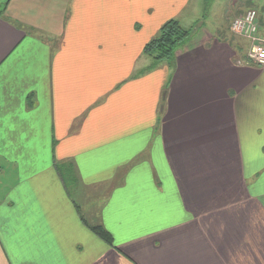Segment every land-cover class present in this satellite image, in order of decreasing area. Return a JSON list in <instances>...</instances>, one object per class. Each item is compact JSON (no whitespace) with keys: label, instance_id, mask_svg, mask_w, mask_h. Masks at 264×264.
I'll return each mask as SVG.
<instances>
[{"label":"crops","instance_id":"1","mask_svg":"<svg viewBox=\"0 0 264 264\" xmlns=\"http://www.w3.org/2000/svg\"><path fill=\"white\" fill-rule=\"evenodd\" d=\"M190 4L0 0V264H264L249 41L202 33L147 70Z\"/></svg>","mask_w":264,"mask_h":264},{"label":"rangeland","instance_id":"2","mask_svg":"<svg viewBox=\"0 0 264 264\" xmlns=\"http://www.w3.org/2000/svg\"><path fill=\"white\" fill-rule=\"evenodd\" d=\"M189 6L190 9H186L183 14L184 28L189 29L197 23H202L199 28H196V32H192L190 38L198 37L202 33L210 36L213 35L218 39L219 37L228 35L225 39H237L239 37V41L244 43V40L247 39L234 33L229 34L228 26L231 24L232 19L242 17L247 10L255 11V23L257 14L258 19L264 23V0H191ZM236 14L238 15L236 16ZM225 25L227 28H223ZM88 225L87 223L86 226Z\"/></svg>","mask_w":264,"mask_h":264},{"label":"trees","instance_id":"3","mask_svg":"<svg viewBox=\"0 0 264 264\" xmlns=\"http://www.w3.org/2000/svg\"><path fill=\"white\" fill-rule=\"evenodd\" d=\"M192 29L182 28L178 21L169 20L159 30L158 34L144 47L143 54L149 58L147 70L156 67L161 62L173 65L175 53L191 39ZM84 224L86 222L83 220ZM88 229L105 244L111 246V235L101 225H88Z\"/></svg>","mask_w":264,"mask_h":264},{"label":"built area","instance_id":"4","mask_svg":"<svg viewBox=\"0 0 264 264\" xmlns=\"http://www.w3.org/2000/svg\"><path fill=\"white\" fill-rule=\"evenodd\" d=\"M231 31L249 41L244 63L264 68V37L258 34L255 11L247 10L242 17L234 19L231 23Z\"/></svg>","mask_w":264,"mask_h":264}]
</instances>
